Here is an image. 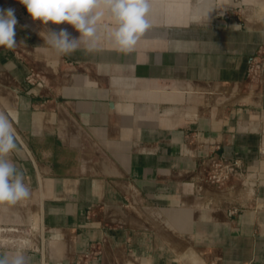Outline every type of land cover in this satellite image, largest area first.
Returning a JSON list of instances; mask_svg holds the SVG:
<instances>
[{
  "label": "crops",
  "instance_id": "obj_1",
  "mask_svg": "<svg viewBox=\"0 0 264 264\" xmlns=\"http://www.w3.org/2000/svg\"><path fill=\"white\" fill-rule=\"evenodd\" d=\"M131 51L108 38L57 53L66 23L34 21L19 0L14 49L0 48V114L30 196L0 204V257L26 264H264V0H148ZM225 9L228 14L223 15ZM238 160L245 197L204 178ZM232 206L243 208L232 213Z\"/></svg>",
  "mask_w": 264,
  "mask_h": 264
},
{
  "label": "clouds",
  "instance_id": "obj_2",
  "mask_svg": "<svg viewBox=\"0 0 264 264\" xmlns=\"http://www.w3.org/2000/svg\"><path fill=\"white\" fill-rule=\"evenodd\" d=\"M108 19L114 25L108 38L122 51H131L141 34L150 27L147 15L148 0H104ZM30 17L43 25L66 23L80 35L72 37L67 29L49 31L46 43L57 53L71 54L81 45L88 50L96 47L99 40L100 21L105 17L101 0H19ZM18 21L12 8L0 9V48L17 47L15 27ZM12 123L0 114V204H15L30 196L24 182V172L9 158L16 148ZM0 264H26L22 254L0 257Z\"/></svg>",
  "mask_w": 264,
  "mask_h": 264
},
{
  "label": "built area",
  "instance_id": "obj_3",
  "mask_svg": "<svg viewBox=\"0 0 264 264\" xmlns=\"http://www.w3.org/2000/svg\"><path fill=\"white\" fill-rule=\"evenodd\" d=\"M264 73V43L259 46L255 55L251 58L247 71V80L250 84H255L260 80ZM204 178L207 182L223 188L230 185L231 189L243 195H249L256 185L255 180L251 179L248 173L242 169L238 160H228L217 154L210 155L203 161ZM243 206H232V213L239 212Z\"/></svg>",
  "mask_w": 264,
  "mask_h": 264
},
{
  "label": "water",
  "instance_id": "obj_4",
  "mask_svg": "<svg viewBox=\"0 0 264 264\" xmlns=\"http://www.w3.org/2000/svg\"><path fill=\"white\" fill-rule=\"evenodd\" d=\"M228 12H229L228 9H225L224 12H223V15L228 14Z\"/></svg>",
  "mask_w": 264,
  "mask_h": 264
}]
</instances>
